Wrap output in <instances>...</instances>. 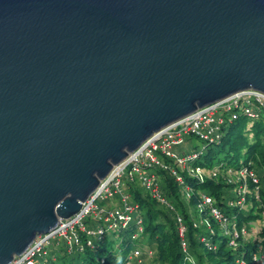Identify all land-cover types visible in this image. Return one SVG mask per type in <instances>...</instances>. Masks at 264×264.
<instances>
[{
  "label": "water",
  "instance_id": "water-1",
  "mask_svg": "<svg viewBox=\"0 0 264 264\" xmlns=\"http://www.w3.org/2000/svg\"><path fill=\"white\" fill-rule=\"evenodd\" d=\"M264 93V0H0V264L159 130Z\"/></svg>",
  "mask_w": 264,
  "mask_h": 264
},
{
  "label": "trees",
  "instance_id": "trees-1",
  "mask_svg": "<svg viewBox=\"0 0 264 264\" xmlns=\"http://www.w3.org/2000/svg\"><path fill=\"white\" fill-rule=\"evenodd\" d=\"M165 162L171 164L167 159ZM218 164L234 170L241 167L253 169L259 177L258 199L254 195L248 196L246 208L233 207L230 205L235 199L232 186L221 178L198 183L196 179L180 172L186 185L191 188L190 199L187 200L181 185L172 174L156 169L160 189L172 207L170 209L153 199L138 181L123 179L122 191L128 195L130 203L138 206L137 218L141 219L143 227L139 237L133 239L136 229L135 223L131 222L126 228L107 232L100 239L91 238L92 247L86 245L87 238L82 235V251L68 252L63 243L57 242L56 245L54 241L47 247L48 264H126L128 255L135 249L151 251L158 264H240L237 262L239 259L244 264H261L253 262L252 255L257 251L264 255V230L260 226L264 218L263 117L257 120H250L242 115L236 119L226 118L218 143L205 145L193 166L210 169ZM202 195L210 196L214 200V205L220 209L231 226H235L239 234L245 228L252 230L255 238L243 241L240 237L234 246L230 245V238L222 235L218 223L206 212L198 211L197 206ZM118 204L119 199L116 205L107 208ZM177 217L181 218L185 226L186 251L182 249ZM204 220L210 224V229H207ZM93 222L92 219L85 220L88 226L94 224ZM201 237L215 245V249H208L201 242ZM146 258L148 257H143L142 262ZM130 264L137 262L134 260Z\"/></svg>",
  "mask_w": 264,
  "mask_h": 264
},
{
  "label": "built area",
  "instance_id": "built-area-1",
  "mask_svg": "<svg viewBox=\"0 0 264 264\" xmlns=\"http://www.w3.org/2000/svg\"><path fill=\"white\" fill-rule=\"evenodd\" d=\"M225 115L231 119H236L239 115L250 120L264 118V93L255 90L238 92L221 101L197 109L185 118L154 133L139 148L128 154L119 164L113 166L108 175L100 181L95 191L82 203L77 214L60 220L57 227L50 233L37 236L31 245L21 255L16 256L10 264H48L47 247L52 242L56 241V245L57 242L63 243L68 252L82 251V235L87 238L86 245L92 247L91 238L100 239L105 233L126 228L131 222L135 223L136 230L132 237L136 239L143 231L142 222L137 218L138 206L130 203L128 195L122 191V181L123 179L138 181L153 199L172 209L160 189L159 179L155 173L156 169L171 173L181 185L182 193L187 200L190 199L191 188L186 185L180 172L196 179L198 183L221 178L226 184L232 186L235 199L230 205L240 209L246 208L247 197L254 195L258 199L260 191L259 177L253 169L241 167L234 170L223 167V164L215 165L210 169L193 166L204 147L201 150L193 148L190 151H173L175 147L181 146L185 142L187 136L197 138L205 145L218 143L226 120ZM166 159L171 164L165 162ZM116 197L119 199L117 206L104 208L97 204L98 201ZM197 207L200 213L206 212L211 219L218 223L222 235L230 238V245L234 246L240 237L243 241L255 238L253 231L245 228H242L239 234L235 226H231L220 209L214 205V200L210 196L202 195ZM262 215L264 216V211ZM86 219H92L94 224L88 226L85 224ZM177 221L182 249L186 251L185 226L181 218L177 217ZM206 224L207 229H210V224ZM260 226L264 230V218L260 222ZM209 231L213 233L211 230ZM200 240L208 249H215V245L209 243L205 237H201ZM143 257H152V252L135 249L128 255L126 264H130L134 260L137 264H141ZM252 260L255 263L264 264V255L257 251L253 253ZM237 262L244 264L241 259Z\"/></svg>",
  "mask_w": 264,
  "mask_h": 264
},
{
  "label": "rangeland",
  "instance_id": "rangeland-1",
  "mask_svg": "<svg viewBox=\"0 0 264 264\" xmlns=\"http://www.w3.org/2000/svg\"><path fill=\"white\" fill-rule=\"evenodd\" d=\"M225 118H229V116L225 115ZM204 145H205L204 142L198 140L197 138H191L187 136L185 137V142L181 146L175 147L173 151L174 152H182L185 150L190 151L193 148L201 150L203 149ZM219 157L222 158V155H220ZM117 202H118V198L116 197L113 199H108L106 201H98L97 204L99 207L107 208V206L116 205ZM142 264H158V263L154 260V257L152 256L151 258L144 259Z\"/></svg>",
  "mask_w": 264,
  "mask_h": 264
}]
</instances>
